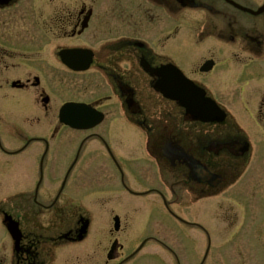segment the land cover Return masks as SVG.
I'll list each match as a JSON object with an SVG mask.
<instances>
[{
  "label": "flooded vegetation",
  "instance_id": "1",
  "mask_svg": "<svg viewBox=\"0 0 264 264\" xmlns=\"http://www.w3.org/2000/svg\"><path fill=\"white\" fill-rule=\"evenodd\" d=\"M193 1L210 16L193 11L189 17L183 0H0V220L11 216L24 230L16 264H46L65 232L71 233L68 241L76 240L79 225L67 222L75 205L67 182L77 172L86 177L102 171V156L105 170L124 178L118 160L124 166L134 158L133 125L145 132L147 151L163 180L150 190L165 194L166 146L190 135L191 157L203 174H184L192 196L204 202L201 220L234 225L237 205L244 224L264 226V17L248 21L227 0ZM188 27L194 40L184 44ZM67 61L87 67L77 71ZM208 61L214 66L204 73ZM142 62L181 69L187 63L188 75L218 101L226 122L192 120L186 126L176 116V131H168L161 117L149 116L163 114L164 99L151 96L157 78L144 71ZM72 102L102 112L104 121L91 130L71 129L61 122L60 110ZM115 115L123 117L122 123L112 120ZM89 155L95 158L91 170L83 168ZM210 174H221L223 184L240 178L243 185L230 187L222 203H215L220 197L209 198L215 192ZM26 177L36 184L23 187ZM42 212L51 216V234H42L34 221ZM111 236L109 249L99 241L91 253L114 248L121 258L125 247L113 231ZM254 238L261 242L264 234Z\"/></svg>",
  "mask_w": 264,
  "mask_h": 264
},
{
  "label": "rangeland",
  "instance_id": "2",
  "mask_svg": "<svg viewBox=\"0 0 264 264\" xmlns=\"http://www.w3.org/2000/svg\"><path fill=\"white\" fill-rule=\"evenodd\" d=\"M261 0L250 1L254 5L260 4ZM249 2V1H248ZM193 15L188 14L189 17ZM202 15V14H199ZM191 28L184 29V44L191 43L194 40L193 32ZM182 68L185 71L188 69L190 72V66L187 63L182 64ZM187 70V71H188ZM168 112L174 113V107L170 104H166ZM112 120L117 123H122L123 119L121 115H115ZM122 120V121H121ZM133 138V146L135 147L134 159L126 164L128 172L130 174L131 183L137 189H143L144 187L156 185V179L154 178L152 171L153 163L147 162L144 159V137L141 133L133 128L131 131ZM73 140H76L72 137ZM100 156V153L98 154ZM96 157V156H95ZM101 164L102 171L86 173V177L80 172L75 173L70 181L69 188L70 193L78 195L77 198L88 197L87 202L77 207L78 205H72L71 211L72 223H75L80 214H84L91 221V228L89 232L90 241L86 244L76 246H58L54 250V258L50 264H106L107 257H95L91 253V247L96 240H101L103 244L108 242V233L114 226L115 215H121L128 221H124L125 225L118 237L124 244L125 252L134 251L140 245V243L149 236H155L158 239H162L169 246H171L182 260V264H200L203 258V244L204 238L202 232L197 229L185 228L178 224L169 214L165 211L163 206L157 203L156 198L146 200L141 197H127L123 194L121 186L118 184L117 176L111 173L109 168L106 169L105 157L102 156ZM98 158V157H97ZM95 159L92 155L86 156V165L83 168L91 170L94 167L91 161ZM79 170H82L80 168ZM109 173V174H107ZM148 179L150 181H148ZM26 183L23 187L33 184L32 180L26 177ZM56 182V180H55ZM61 181H57L56 187L59 186ZM52 184V182H51ZM53 185V184H52ZM241 185V184H240ZM264 186V180L263 184ZM50 189L49 182L45 188ZM55 187V188H56ZM101 189L102 191H96ZM56 189H54L55 191ZM95 192L92 196L91 192ZM0 198L1 195H0ZM220 201L221 198L215 202ZM81 202V201H80ZM101 202V205H100ZM256 202V201H255ZM250 205L251 208L255 207ZM176 208V207H175ZM177 209V208H176ZM178 210V209H177ZM227 211V209H226ZM225 211V212H226ZM238 209L236 208L232 213L235 215ZM229 213L231 212L228 211ZM186 221H193V210L181 209L178 211ZM40 220L42 228H47L48 220L51 218L48 213L35 214ZM57 215V214H56ZM216 216V215H215ZM57 217L54 219V226L56 227ZM123 218V219H124ZM63 223V221L61 222ZM206 230H209L212 234V252L213 255L209 259L208 264H264V245L259 244V241L254 238V230L247 224L242 226V222L238 223V226L231 231L226 229L224 224H219L218 232L215 227L210 226L208 223L201 222ZM28 225V224H27ZM30 226V225H29ZM99 230H102L99 231ZM264 232V228H263ZM254 234V235H252ZM250 235V237H249ZM264 242V241H263ZM8 237L3 228L0 226V250L6 248L8 251L0 253V260H4L5 264H11L12 258V245L10 241L8 244ZM88 246V247H87ZM263 248H262V247ZM177 255V256H178ZM231 257V258H228ZM1 262V261H0ZM49 262V260H48ZM131 262V261H130ZM113 262L111 264H115ZM14 264V263H13ZM129 264H176L174 258L164 248L157 243L147 244L145 249Z\"/></svg>",
  "mask_w": 264,
  "mask_h": 264
},
{
  "label": "water",
  "instance_id": "3",
  "mask_svg": "<svg viewBox=\"0 0 264 264\" xmlns=\"http://www.w3.org/2000/svg\"><path fill=\"white\" fill-rule=\"evenodd\" d=\"M234 5L247 12H252L239 5ZM252 13L254 15H261L264 13V6L260 8L259 11ZM209 65L210 64H207L204 69L209 70L211 66ZM143 66L145 70L151 74H158V76H160L161 79L157 83L156 88L159 89L167 98L178 101L187 110V113L198 117L204 122H221L224 120L225 115L216 103L210 98H207L205 92L199 89L193 82L189 81L181 71L171 65L160 69H152L145 63ZM207 109H210V111H207ZM84 112L85 111L81 107L73 105L67 106L62 112V120L76 129H89L101 122L102 117L96 120V122L92 125L87 124L88 114ZM88 225V222H86L83 226L80 239H82L86 233ZM8 228L13 238L16 240V245L18 246L21 239L18 225L10 223Z\"/></svg>",
  "mask_w": 264,
  "mask_h": 264
}]
</instances>
